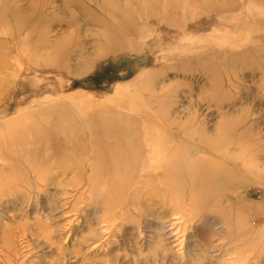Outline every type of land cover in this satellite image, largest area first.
Listing matches in <instances>:
<instances>
[{"label": "rangeland", "instance_id": "1", "mask_svg": "<svg viewBox=\"0 0 264 264\" xmlns=\"http://www.w3.org/2000/svg\"><path fill=\"white\" fill-rule=\"evenodd\" d=\"M0 264H264V0H0Z\"/></svg>", "mask_w": 264, "mask_h": 264}, {"label": "bare ground", "instance_id": "2", "mask_svg": "<svg viewBox=\"0 0 264 264\" xmlns=\"http://www.w3.org/2000/svg\"><path fill=\"white\" fill-rule=\"evenodd\" d=\"M259 3H260V0H259ZM134 19L135 18L130 19L129 21H127L125 19L119 18L117 20V22L119 24L118 26L122 27V29H124L125 33H127L129 35H135L137 33V30L132 29L133 28L132 26H131L132 28L131 27L130 28L127 27V25H130L131 23H134V21H135ZM125 25H126V27H125ZM123 26L125 28H123ZM115 130L114 131L116 133L110 134L109 137H107V138H106V136H107L108 133L103 135V141L105 142V145L99 144L100 146H102L101 148H99V150H102L104 148V146H106V144H109L108 145L109 157L116 153L114 158H112V159L109 158V160H108V164H109L108 168H109L110 171H112L113 174L114 173H115V175L120 174V176H131V175H133V173H135L136 166H133L131 169H129L130 167L127 164L130 161H132V162H134V161L138 162L139 161V163H143V161L149 159L148 160L149 163H152V164L157 163V164H159V161H160L158 159L159 157L156 158L157 156L156 155H152L150 149H148V148H150V145L147 146L145 144V145H140L139 146V144H140L139 142H137L136 144L128 143V141H127V137H128L127 130H123V128H117ZM122 132H123V134H122ZM146 134L143 133V138L145 140L147 139L146 137L148 136V135L146 136ZM132 135H133L132 137L134 139H140L139 134L133 133ZM116 141H118V142L123 141V145H121V146H123L122 149L114 148V146L116 147L118 145V144L115 145V143H117ZM94 146H95V144L93 143V146L91 145V148L95 149ZM109 146H111L114 149L112 151L109 150L110 149ZM105 148H107V147H105ZM110 152H112V155H111ZM210 153H212V152H210ZM169 156H170V154H169ZM172 157H174V158H172ZM148 161H147V163H148ZM167 161H169V163L164 162V161H161L160 163H163L162 164L163 166H165V165H174L175 166L176 164L179 163V160L176 159V156L175 155L173 156L172 154H171L170 158H168ZM177 161H178V163H177ZM157 164H155V167H156ZM150 167H153V166L151 165ZM176 167H177V165H176ZM235 167H238V169H240V171H245L247 173H249L252 170H253V172H255L254 169L251 170L248 167L243 166V165H236ZM128 169H129V172H128ZM105 170L108 171L107 169H105ZM124 171H126V172H124ZM173 173L174 172L170 173V177L165 176L166 180L163 181V184L166 185V187H168V186L179 187L180 186V180H177V178L172 177ZM149 175H150L149 171H144V172L141 173L142 177H150ZM221 182H222V180H221ZM128 185L130 186V182H128V184L124 185V187L125 186L127 187Z\"/></svg>", "mask_w": 264, "mask_h": 264}]
</instances>
